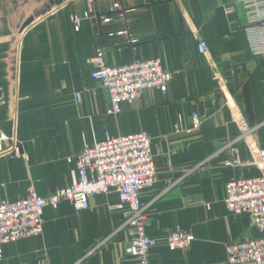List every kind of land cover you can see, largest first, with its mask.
<instances>
[{"label":"crops","instance_id":"obj_1","mask_svg":"<svg viewBox=\"0 0 264 264\" xmlns=\"http://www.w3.org/2000/svg\"><path fill=\"white\" fill-rule=\"evenodd\" d=\"M229 8L226 0H0V132L22 149L20 157L0 156V203L30 189L41 197L62 189L76 169L67 159L106 136L144 133L157 172L138 194L154 202L146 234L158 245L150 264H226V246L260 237L223 201L228 182L261 175L244 142L228 147L239 136L228 103L258 127L253 137L264 150V57L250 53L242 5ZM73 17L81 18L78 29ZM99 51L111 67L160 60L171 74L166 91L149 89L111 114L105 89L89 77ZM235 159L239 166L220 167ZM200 165L163 193L167 180ZM118 203L110 192L92 196L85 210L68 202L45 208L42 234L5 245L0 264H139L126 254L129 235L113 233L122 221ZM177 228L192 241L172 251L163 240Z\"/></svg>","mask_w":264,"mask_h":264},{"label":"built area","instance_id":"obj_2","mask_svg":"<svg viewBox=\"0 0 264 264\" xmlns=\"http://www.w3.org/2000/svg\"><path fill=\"white\" fill-rule=\"evenodd\" d=\"M92 0H87L91 3ZM230 6L240 3L244 9L246 25L244 27L250 53L253 56L264 57V0H226ZM117 5L110 8L113 13ZM92 13L84 14L91 18ZM101 22H108L109 17L100 15ZM81 18L73 17L72 22L78 29ZM119 34H124L120 31ZM134 44V40H129ZM201 54L205 53L206 45L201 41L198 45ZM104 52L99 51L90 60L94 66L90 72L91 80L97 81L105 89L110 101V112L116 115L123 102L132 103L145 91L158 88L165 92L171 74L163 69L160 60H137L125 66H107L103 59ZM77 100L80 94H75ZM5 105L0 90V108ZM231 119L239 130V136L228 144L233 148L235 143L244 142L251 155V163L261 173L259 177L228 182L225 186L224 204L227 211L233 215H246L260 237L247 239L226 246V264H264V150L258 148L253 133L258 127H249L246 119L235 103H228ZM192 130L200 127L197 114L192 118ZM263 125V124H262ZM175 130L178 132V126ZM151 140L144 133L127 136H106L104 140L86 147L76 158L67 159L74 162L76 169L71 171V184L48 194L38 196L32 189L28 194L14 202L0 203V260L3 257V247L18 240L36 237L43 232V213L45 208L56 209L62 202H68L75 210H85L89 200L97 194L116 192L119 203L114 209L122 213V221L113 232L125 231L129 241L125 248L126 254L135 257L139 264H150L149 251L158 245V241L146 234L148 225V210L152 203H142L138 194L143 189L151 188L157 181V172L150 151ZM22 156L21 145L15 138L0 132V156ZM240 162H224L220 167L235 168ZM182 170L176 180H167L163 193L175 187L188 174L201 169ZM192 241L189 232L180 228L168 234L163 242L170 250L187 248Z\"/></svg>","mask_w":264,"mask_h":264}]
</instances>
